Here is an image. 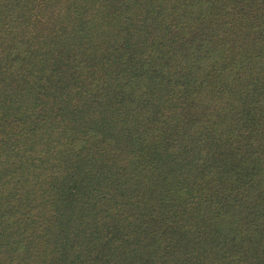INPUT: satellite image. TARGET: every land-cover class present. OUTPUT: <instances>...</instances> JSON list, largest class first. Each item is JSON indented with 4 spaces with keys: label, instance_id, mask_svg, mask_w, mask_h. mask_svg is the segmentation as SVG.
Segmentation results:
<instances>
[{
    "label": "trees",
    "instance_id": "trees-1",
    "mask_svg": "<svg viewBox=\"0 0 264 264\" xmlns=\"http://www.w3.org/2000/svg\"><path fill=\"white\" fill-rule=\"evenodd\" d=\"M0 264H264V0H0Z\"/></svg>",
    "mask_w": 264,
    "mask_h": 264
}]
</instances>
